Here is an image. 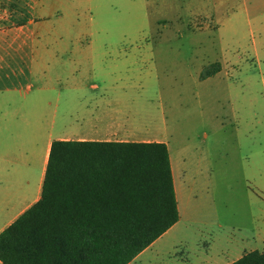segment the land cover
Wrapping results in <instances>:
<instances>
[{
	"label": "rangeland",
	"instance_id": "rangeland-1",
	"mask_svg": "<svg viewBox=\"0 0 264 264\" xmlns=\"http://www.w3.org/2000/svg\"><path fill=\"white\" fill-rule=\"evenodd\" d=\"M242 3L69 0V20L94 45L140 46L155 58L157 76L147 87L155 122L163 115L175 170L194 180L185 175L180 221L164 238L182 244L167 243L162 253L194 256L241 241L264 211V19H233ZM215 61L221 70L200 81L202 67Z\"/></svg>",
	"mask_w": 264,
	"mask_h": 264
},
{
	"label": "crops",
	"instance_id": "crops-1",
	"mask_svg": "<svg viewBox=\"0 0 264 264\" xmlns=\"http://www.w3.org/2000/svg\"><path fill=\"white\" fill-rule=\"evenodd\" d=\"M242 1L233 19H264V0ZM81 26L69 20V0L0 2V232L40 198L53 140L156 141L168 147L179 219L127 264H229L264 251L263 211L241 241L187 257L161 252L182 244L164 238L180 221L185 175L193 178L184 168L176 172L163 115L155 122L147 95L155 58L140 46L94 45Z\"/></svg>",
	"mask_w": 264,
	"mask_h": 264
},
{
	"label": "trees",
	"instance_id": "trees-1",
	"mask_svg": "<svg viewBox=\"0 0 264 264\" xmlns=\"http://www.w3.org/2000/svg\"><path fill=\"white\" fill-rule=\"evenodd\" d=\"M178 219L166 143L56 139L40 198L0 232V261L127 264ZM229 264H264V251Z\"/></svg>",
	"mask_w": 264,
	"mask_h": 264
}]
</instances>
